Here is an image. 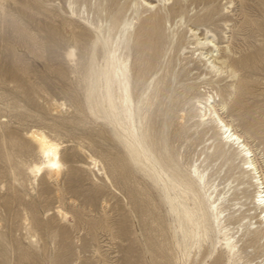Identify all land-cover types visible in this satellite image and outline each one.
<instances>
[{
	"label": "rangeland",
	"instance_id": "obj_1",
	"mask_svg": "<svg viewBox=\"0 0 264 264\" xmlns=\"http://www.w3.org/2000/svg\"><path fill=\"white\" fill-rule=\"evenodd\" d=\"M218 2L223 4L224 0ZM218 2L217 16L204 25L216 33V41L221 47L226 44L224 35L228 34L235 56L248 55L247 63L250 64L241 71V75L250 81L242 106L232 107L231 98L227 97V112L221 115L232 114L240 128L252 131L255 137L252 143L262 151L264 0H232L227 10ZM111 9L114 13L116 6ZM165 11L163 9L162 14L165 15ZM194 12V9L190 10L188 15ZM29 14L34 16L33 20L27 19ZM63 16L55 6L49 5L48 0H0V201L4 197L9 199L8 207L0 205V264H175L177 253L171 233L165 228L163 210H153L154 221L162 229L151 230L143 224L138 202L133 199L139 189L136 178L123 164L121 149L115 139L102 121L94 120L86 107L87 80L84 74L74 73L66 65L64 52L73 43L69 29L79 28L77 23L61 21ZM38 17L41 22L35 19ZM185 20V23L175 25L171 20V27L165 22L164 34L175 40L188 24L192 25L187 16ZM203 26H199L198 31L202 32ZM89 37L87 35L76 43L82 61L87 57ZM23 41L39 42L40 48L36 50L42 53V57L27 51ZM256 50L260 55L254 58L251 53ZM160 54L159 50V64L144 77H139L138 63L132 55L134 90L139 92L143 84L159 77L164 62L172 58L166 81L159 84L161 89L157 97H153L151 111L158 120L169 123L167 141L170 152L186 167L202 143L196 144L188 133L176 135L177 116L181 107H189L194 95L203 93V86H196L200 83L197 78L200 70L188 71L189 64L182 66L190 52L180 56ZM188 85L194 86L184 91L183 87ZM53 98L63 100L65 105L54 108L51 104ZM30 127L42 128L62 142L69 177L65 182L67 189L59 198L52 191L51 182L44 178L37 183L31 182V185L28 183L31 180L24 162L36 159L25 134ZM211 133L212 130L207 135ZM80 146L101 160L110 181L96 167L91 168ZM258 159L260 163L261 159ZM224 172L225 166L221 168L217 181ZM243 199L240 197L234 202ZM145 204L150 209V203ZM56 205L69 212L73 226L55 218ZM246 206L251 204L246 203ZM25 212L37 234L36 247L27 242L22 221ZM249 213L254 214V209ZM149 221L147 219L146 223ZM248 237L239 236L237 242L242 259L264 264L263 239L248 245ZM212 257L206 255L199 264H211ZM215 264H225V260L221 257Z\"/></svg>",
	"mask_w": 264,
	"mask_h": 264
},
{
	"label": "bare ground",
	"instance_id": "obj_2",
	"mask_svg": "<svg viewBox=\"0 0 264 264\" xmlns=\"http://www.w3.org/2000/svg\"><path fill=\"white\" fill-rule=\"evenodd\" d=\"M48 1L64 15L61 21L77 23L79 29H69L73 43L64 52L66 65L72 72L84 74L86 107L115 139L123 164L136 178L139 189L133 199L138 202L143 224L151 230L162 229L154 221L153 210H163L165 228L171 233L177 253L175 264H199L206 255H213L211 264L218 263L221 257L225 264H258L242 259L237 242L239 236L245 235L249 236L248 245L260 239L264 242V150L252 143L254 133L240 128L232 114L221 115L227 112V97L231 98L232 107L242 106L250 81L241 71L250 64L248 55L235 56L228 34L224 35L227 40L221 47L216 33L204 25L217 16L219 0ZM218 4L227 10L232 0ZM112 6H116L114 13ZM193 9L194 14L189 16ZM185 16L192 25L188 24L175 40L164 34L165 22H169V27L171 20L173 25L185 23ZM27 19L33 20L34 16L29 14ZM35 19L41 22L39 17ZM224 25H228L226 20ZM199 26H203L202 32L198 31ZM87 35V57L82 61L76 43ZM37 43L22 44L27 51L42 57L36 50L40 48ZM159 50L162 56L190 52L182 66L189 64L188 71L200 70V83L196 86H203V93L194 95L189 107H181L177 116L176 135L188 133L196 144L202 143L186 167L170 152L169 123L158 120L151 111L153 97L161 89L159 84L166 81L172 66L170 55L159 77L143 84L139 92L134 90L132 55L138 63L139 77H144L159 64ZM259 55L257 50L251 53L254 58ZM51 104L61 108L65 102L53 98ZM210 130L212 133L207 135ZM25 134L36 154V159L24 162L31 180L28 183L44 178L51 182L52 191L59 198L67 189L65 182L69 177L62 142L39 127H30ZM79 149L91 168L96 167L110 181L101 160L81 146ZM6 157L10 159L8 154ZM223 166L225 172L217 181ZM239 194L244 199L234 202ZM246 203L251 206L244 207ZM8 204L9 199H1L0 205ZM251 209L255 213L250 215ZM54 216L73 226L69 212L60 205L55 206ZM147 219L150 223H146ZM22 221L28 245L38 246L37 234L26 212Z\"/></svg>",
	"mask_w": 264,
	"mask_h": 264
}]
</instances>
